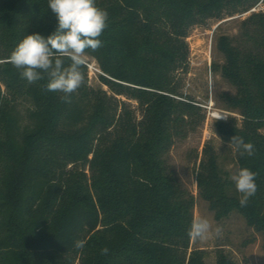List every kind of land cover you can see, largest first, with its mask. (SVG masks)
Masks as SVG:
<instances>
[{
	"label": "trees",
	"instance_id": "obj_1",
	"mask_svg": "<svg viewBox=\"0 0 264 264\" xmlns=\"http://www.w3.org/2000/svg\"><path fill=\"white\" fill-rule=\"evenodd\" d=\"M95 2L107 27L102 47L86 53L108 88L90 85L85 65V83L64 102L45 90L47 77L29 84L9 63L26 35L55 31L48 0H0V264H207L188 236L195 195L168 160L200 108L180 94L176 72L188 65L193 25L264 0ZM219 44L222 75L236 88L221 98L240 117L217 120L216 130L238 168L257 173L258 190L241 207L210 143L196 181L218 219L238 211L264 239V10H251L241 33ZM18 96L31 102L24 127ZM123 96L138 101L140 116ZM233 136L254 155L241 156ZM217 264L233 261L220 251Z\"/></svg>",
	"mask_w": 264,
	"mask_h": 264
},
{
	"label": "rangeland",
	"instance_id": "obj_2",
	"mask_svg": "<svg viewBox=\"0 0 264 264\" xmlns=\"http://www.w3.org/2000/svg\"><path fill=\"white\" fill-rule=\"evenodd\" d=\"M253 10H264V4H259ZM250 11L224 14L221 17H209L204 21L193 25L189 31L187 41L189 44V62L185 69L176 72L179 81V91L183 98L193 100L199 106L197 113L192 118V126L187 136L177 137L172 145L168 160L177 170L182 184L192 191L196 198L194 206V218H207L213 230L219 226L222 234L213 235L203 241L191 240L192 248L206 250V263L217 264L218 254L224 252L233 264H264V239L261 233L250 227L245 217L238 211H232L229 215L218 219L215 211L210 207L209 201L201 196L196 181V171L199 163L205 155V145H214L221 154V165L232 175L239 170L234 160V151L229 150L216 130V121L222 118L209 114L210 110H219L221 113L228 110L221 98L225 91L235 92L236 88L222 75V65L226 57L220 48L222 35L237 36L243 28V21L249 16ZM86 60H98L86 53ZM98 71H88L89 84L95 88H108L100 79ZM5 89V87L3 86ZM181 97V96H178ZM131 106L141 115L138 101L128 99ZM212 100V108L209 109ZM16 107L20 111L22 126L28 125L26 116L30 100L18 96L15 100ZM229 111V110H228ZM232 115L240 114L232 111ZM264 133V127L261 128ZM74 166V165H73ZM78 166L85 167L84 164Z\"/></svg>",
	"mask_w": 264,
	"mask_h": 264
},
{
	"label": "clouds",
	"instance_id": "obj_3",
	"mask_svg": "<svg viewBox=\"0 0 264 264\" xmlns=\"http://www.w3.org/2000/svg\"><path fill=\"white\" fill-rule=\"evenodd\" d=\"M48 8L54 13L58 25L47 37L33 33L26 35L14 48L9 63L20 70L21 78L29 84L47 77L45 90L63 93L61 99L70 102L71 95L84 83L82 71L86 65V50L97 51L102 47L99 37L107 27L108 13L99 8L95 0H48ZM65 58L70 63L65 66ZM230 143L243 156L254 155V145L242 137L233 136ZM257 173L249 168H240L230 175L239 204L246 207L255 196L258 186ZM222 234V228L213 230L211 222L204 217L192 220L188 236L193 241H203ZM107 253V248L102 250Z\"/></svg>",
	"mask_w": 264,
	"mask_h": 264
},
{
	"label": "built area",
	"instance_id": "obj_4",
	"mask_svg": "<svg viewBox=\"0 0 264 264\" xmlns=\"http://www.w3.org/2000/svg\"><path fill=\"white\" fill-rule=\"evenodd\" d=\"M253 9H255V8H253ZM86 61H87L86 65L88 67V71H93V72L98 71V72L103 73L100 66L97 65V63L95 61H90V60H86ZM211 108H212V100L210 101V105H209V109H211ZM209 114H211L214 117H218V118H222V119L226 120V119H228L229 115L232 114V111L226 110V111H223V113H221L219 110H210Z\"/></svg>",
	"mask_w": 264,
	"mask_h": 264
}]
</instances>
